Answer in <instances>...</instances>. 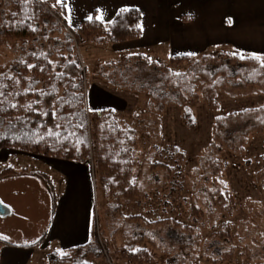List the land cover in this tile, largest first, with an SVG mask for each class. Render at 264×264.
Masks as SVG:
<instances>
[{
    "label": "rangeland",
    "instance_id": "rangeland-1",
    "mask_svg": "<svg viewBox=\"0 0 264 264\" xmlns=\"http://www.w3.org/2000/svg\"><path fill=\"white\" fill-rule=\"evenodd\" d=\"M16 1L0 0V29ZM223 2L227 13L235 12L233 3ZM253 4L264 13V0ZM243 7L237 4L238 14ZM64 32L54 38L61 42ZM112 45L84 43L77 52L90 116L94 111L110 114L136 140L132 174L126 176L130 184L118 174L124 171L120 167L111 175L106 195L93 166L91 179L84 174L75 186V176L67 177L51 165L58 161L46 157L22 163L16 154L0 155V171L24 165L45 172L59 196L65 188H75L94 203V232L107 257L92 264H127L122 252L139 249L149 252L151 264H264V65L253 58L264 55L224 45L172 66L173 53L164 41L144 49ZM23 47L18 41L0 44V73L23 56ZM35 49L60 47L44 41ZM146 58L169 68L162 69L159 83L152 85L159 102L147 92L130 89L141 67L154 71ZM52 60L59 63L56 57ZM186 107L193 118L190 124ZM3 190L9 188L0 186ZM37 218L42 221L45 210L34 219L32 214L20 215L8 226L0 221V235L28 231L32 227L27 221L36 223ZM158 220L170 221L150 225ZM46 262V255L40 254L29 264Z\"/></svg>",
    "mask_w": 264,
    "mask_h": 264
},
{
    "label": "trees",
    "instance_id": "trees-1",
    "mask_svg": "<svg viewBox=\"0 0 264 264\" xmlns=\"http://www.w3.org/2000/svg\"><path fill=\"white\" fill-rule=\"evenodd\" d=\"M62 4L57 0H18L15 2V10L2 23L0 44L18 41L24 47L23 56L8 70L0 73V152L13 150L85 164L90 170L94 166L101 186L108 195L111 175L119 171L116 169L122 167L124 171L118 174L122 172L120 175H124V180H128L127 175L131 176L132 152L136 140L129 138L128 132L131 130L120 127L110 114L94 111L90 116L85 71L77 48L84 43L103 46L139 40L142 36V14L137 8H124V11L119 10L111 21L106 22L99 18L95 10L92 19H85L75 29L69 26L66 6ZM64 27L68 29L67 32H64ZM63 32L65 36L61 42L54 38L57 33ZM44 41L57 42L60 50H36V45L41 46ZM53 57L58 59L57 65ZM191 59L189 55H176L171 57L170 63L178 66ZM145 61L151 60L146 58ZM125 62L128 60L125 59ZM151 64L155 66L154 71L150 73L141 67L130 89L147 92L153 100L159 102L152 85L159 83L161 70L169 71V68L155 61H151ZM144 81L146 83L142 84ZM138 82L140 87L137 86ZM185 110L187 123L190 124L193 121L191 110L188 107ZM105 118L107 122L103 123ZM27 174H36L46 182L56 207L57 195L51 179L45 173L31 172L28 168L17 171L9 166L0 171V180ZM128 182L130 184V178ZM132 184L137 186L134 181ZM168 221L158 220L150 225H162ZM5 243L0 239V249ZM106 257L105 247L95 236L86 245L67 253H50L47 262L92 264L88 260ZM122 258L127 264L153 262L145 249L124 250Z\"/></svg>",
    "mask_w": 264,
    "mask_h": 264
},
{
    "label": "crops",
    "instance_id": "crops-1",
    "mask_svg": "<svg viewBox=\"0 0 264 264\" xmlns=\"http://www.w3.org/2000/svg\"><path fill=\"white\" fill-rule=\"evenodd\" d=\"M225 0H62L67 10L70 27L79 28L85 19L97 11L102 20L108 22L124 8H137L142 14V36L139 40L113 44V47L133 46V48H154L161 42L170 45L173 56L199 55L212 52L215 48L231 45L236 50L264 55V13L255 6V0H226L233 3L235 12L227 13L223 9ZM244 4L238 14L237 4ZM249 3V7L246 5ZM146 52V51H145ZM94 93V92H93ZM95 94V93H94ZM94 97V95H93ZM16 154L22 163L33 156L13 150H2L0 155ZM49 159V158H48ZM51 165L69 178L75 176V186L83 181L84 174L88 181L90 169L85 164L61 160ZM15 170L20 169L11 165ZM47 174V173H45ZM74 178V177H73ZM1 187L9 190L0 191V204L6 213L0 221L5 226L14 224L16 217L32 214V219L45 210V218L36 223L27 221L32 228L21 230L18 234L2 233L0 239L6 243L0 249V264H29L35 256L42 255L48 261V254H61L86 245L95 237L93 223L94 203L79 194L77 189L65 188L61 196L57 195L56 207L46 182L36 174L12 176L0 180ZM50 195L52 205H49ZM80 195V196H79ZM23 228V226H20ZM44 240L41 242V240ZM8 241V242H7ZM34 245V246H31ZM90 263L91 260H88ZM93 261V260H92ZM48 264V262H46Z\"/></svg>",
    "mask_w": 264,
    "mask_h": 264
},
{
    "label": "snow or ice",
    "instance_id": "snow-or-ice-1",
    "mask_svg": "<svg viewBox=\"0 0 264 264\" xmlns=\"http://www.w3.org/2000/svg\"><path fill=\"white\" fill-rule=\"evenodd\" d=\"M58 3H61L62 4V0H57ZM62 6H64L62 4ZM121 11H124V9H122ZM100 19H102V14L101 16L99 17ZM89 19H92V17H89ZM191 55V54H189ZM233 55H239L241 59H245V56L243 54H239V53H233ZM254 59L258 60V61H261L262 65H264V57H261V56H254L253 57ZM30 67H34V66H30Z\"/></svg>",
    "mask_w": 264,
    "mask_h": 264
},
{
    "label": "water",
    "instance_id": "water-1",
    "mask_svg": "<svg viewBox=\"0 0 264 264\" xmlns=\"http://www.w3.org/2000/svg\"><path fill=\"white\" fill-rule=\"evenodd\" d=\"M6 213L5 208L0 204V215H4Z\"/></svg>",
    "mask_w": 264,
    "mask_h": 264
}]
</instances>
